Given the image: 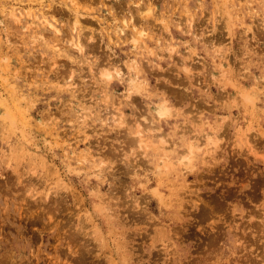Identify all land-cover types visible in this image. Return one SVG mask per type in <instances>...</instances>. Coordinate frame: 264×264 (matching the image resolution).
Masks as SVG:
<instances>
[{
  "label": "rangeland",
  "instance_id": "obj_1",
  "mask_svg": "<svg viewBox=\"0 0 264 264\" xmlns=\"http://www.w3.org/2000/svg\"><path fill=\"white\" fill-rule=\"evenodd\" d=\"M0 264H264V0H0Z\"/></svg>",
  "mask_w": 264,
  "mask_h": 264
},
{
  "label": "bare ground",
  "instance_id": "obj_2",
  "mask_svg": "<svg viewBox=\"0 0 264 264\" xmlns=\"http://www.w3.org/2000/svg\"><path fill=\"white\" fill-rule=\"evenodd\" d=\"M56 31V30H55ZM134 40H136L138 42V40L135 38ZM79 49V48H78ZM80 51V50H79ZM116 71V70H115ZM114 71V72H115ZM120 71V70H119ZM119 71H116L115 73L120 74ZM122 73V72H121ZM107 77H110V72L107 71V73L105 74ZM168 110L165 107H161V109L157 110L156 114L160 117L164 116V113H166ZM211 140V139H210ZM196 149V148H195ZM188 153V152H187Z\"/></svg>",
  "mask_w": 264,
  "mask_h": 264
}]
</instances>
